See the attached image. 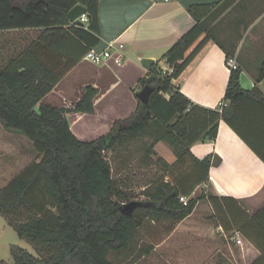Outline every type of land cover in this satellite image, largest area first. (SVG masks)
Masks as SVG:
<instances>
[{"label": "trees", "instance_id": "obj_1", "mask_svg": "<svg viewBox=\"0 0 264 264\" xmlns=\"http://www.w3.org/2000/svg\"><path fill=\"white\" fill-rule=\"evenodd\" d=\"M99 4L100 0H0V34L40 31L19 53L13 51L3 60L0 52V123L6 131L29 139L39 157L0 189V214L36 252L33 255L12 245L14 264H118L136 252L137 239L150 213L180 222L193 213L199 200L216 199L205 193L188 199L192 192L182 194L176 187L161 182L156 189L148 188L143 193L151 202L135 201L136 196L126 184L115 178L107 156L108 152L117 154L129 140L144 136L168 143L178 164L185 163L191 155L188 120L196 108L191 109V101L178 87L200 61L197 55L211 41L204 21L214 5L188 8L195 25L164 54L169 72L160 70L157 64L151 66L149 77L140 82L143 88L153 89L149 103L144 104L137 97L135 113L116 121L107 135L82 141L73 133L67 118L68 114H95L100 90L93 85L85 86L80 97L68 106L43 102L68 68L82 61L83 56H73L78 40L86 42L84 57L100 43ZM77 5L87 8V29L74 26L67 19L68 12ZM46 41L51 43L46 45ZM63 47H70L68 54ZM51 48L61 59L69 58L64 68L56 60L51 65L45 58ZM241 73V68L231 72L224 98L227 105L221 109L217 122L200 136L202 141L217 138L220 119L232 126L233 109L243 100L264 103L257 87L252 91L243 89ZM262 80L264 64L256 83ZM167 94L169 100L164 98ZM152 155L155 152L151 149L147 157ZM197 163L205 171L206 182L212 156ZM220 164V158L214 161V165ZM181 197L188 199L187 204L180 201ZM131 202L139 206L129 216L123 208ZM152 251L151 246H146L142 255ZM254 264H264V258Z\"/></svg>", "mask_w": 264, "mask_h": 264}, {"label": "crops", "instance_id": "obj_2", "mask_svg": "<svg viewBox=\"0 0 264 264\" xmlns=\"http://www.w3.org/2000/svg\"><path fill=\"white\" fill-rule=\"evenodd\" d=\"M192 5L215 7L204 21L211 41L209 39V43L197 55L196 58L201 57L200 61L178 87L180 93L191 101V109L196 108L188 120L192 131L189 140L191 155L185 163L178 164L174 150L168 143L154 142L151 137L145 136L129 140L117 151V155L121 162L131 158L134 160L135 157L145 171L142 194L148 188L152 190L164 182L176 187L182 194L192 192L188 199L202 193L216 198L214 201L199 200L193 213L180 222L150 213L143 227L147 221L153 224L169 221L171 227L168 236L178 231H188L184 233L191 240L193 250H199V246L205 244L213 264H219L214 261L215 257H220V254L226 256L227 252L232 254L237 264H254L259 258H264V103L255 99L243 100L233 109L232 126L220 119L215 140L202 141L200 136L217 122L221 109L227 105L224 98L231 74L226 65L228 56L236 58L240 65L243 89L252 91L257 87L264 96V80L256 83L264 64V0H170L168 3L164 0H100V43L95 48L101 50L109 42L117 41L124 45L125 63L122 66L113 62L92 64L84 57L86 42L82 39L76 42L77 49L73 51V56H83L82 61H88L85 73L90 80L87 85L98 88L99 94L103 91L104 95L112 96L114 102L119 104L123 103L125 97L129 98L124 103L123 112H117L118 115L112 117L113 125L116 121L131 117L137 109V97L141 92L138 86L142 79L149 77L151 68L143 67L141 59H152L160 70H170L163 56L194 27L195 20L188 12ZM45 43L48 45L51 42ZM54 50H47L45 58L51 65L56 60L59 67L64 68L69 58L61 59ZM62 50L68 54L70 47H63ZM159 57L161 60H157ZM78 67L76 64L68 68L65 78ZM57 87L47 97L64 93L62 90L56 91ZM164 98L169 100L170 95H164ZM75 115L78 119L88 114ZM72 124L71 129L75 127ZM76 135L82 140L80 134ZM151 149L155 155L147 157ZM207 156H212V165L208 180L204 182L205 171L197 161ZM218 158L221 164L214 165ZM6 163L0 164V179L6 173ZM10 163H16L15 159ZM24 168L16 171L0 189L5 188ZM127 182V188L133 192L131 179H127ZM141 196V201L151 202L146 196ZM147 206H153V203ZM7 227L11 226L0 214V234ZM229 238L240 242L238 253L227 244ZM0 264H14V261L0 259Z\"/></svg>", "mask_w": 264, "mask_h": 264}, {"label": "rangeland", "instance_id": "obj_3", "mask_svg": "<svg viewBox=\"0 0 264 264\" xmlns=\"http://www.w3.org/2000/svg\"><path fill=\"white\" fill-rule=\"evenodd\" d=\"M39 34V30H24L22 32H6L0 34V52L2 53L1 56L3 60L13 51L19 53L24 50L30 45L31 39L36 38ZM157 60H161V57L157 58ZM77 66L80 67H78L77 70L72 71L67 78H65L67 72L63 74L60 84L58 87L56 86V91L62 90L64 93L57 96L51 95L50 97H46L43 100L44 103L63 107L75 102L80 97L84 86L89 84L90 80L89 76L85 73L88 61H79ZM166 71L169 72L168 70ZM139 89L140 91L143 89L141 84L138 86V90ZM104 94L105 93L101 91V94L96 98V115H87L76 119L77 115L68 114L69 122L73 123L72 125H75V127L73 126L72 128L73 133L75 135L77 133L80 134L83 141L91 142L101 136L107 135L110 132L109 129L112 125V117L118 115L117 112H123V106L125 107V104L129 99L125 97L123 103L119 104L114 102L112 96H106ZM134 96H136V94ZM107 156L112 165L115 178L124 183L125 181L128 183L127 179H131L133 192H129L136 196L135 201L143 200L141 196L143 194L141 192L142 186L145 185V171L141 168L139 162L136 161V158L133 157L134 160L131 158L129 160L127 159L126 162H121L118 155L115 153L108 152ZM13 158L16 163H10ZM37 160H39V157L34 152L31 141L23 135L6 131L0 123V164L7 162V165H5L6 173L4 178L0 179V186L10 179L16 171L24 168L30 162ZM146 175L147 177H150V174L146 173ZM170 227L171 223L169 221H162L158 224H153L151 221H147L145 226L141 229L137 239L136 252L131 257L125 258V260L122 258V262L119 260L116 263L213 264V258L208 255L207 247L205 249V244L202 246L203 249L200 245L199 250H193L194 247L192 246L191 240L186 236L187 233H184L188 231H178L177 233L168 236V230ZM227 244H230L235 252L238 253L239 245L237 241H233L229 238ZM12 245L26 249L33 255H36L35 249L31 243L20 239L13 228L7 227V230L0 234V259H3L4 261L13 260L10 253V247ZM146 246H151L153 251L149 255H142V250ZM220 246L219 243V248ZM112 258L115 259L114 256H112ZM214 261L219 264H237L235 263V258L232 257L230 252H227L226 256L220 254V257H215ZM239 264L242 263L239 262Z\"/></svg>", "mask_w": 264, "mask_h": 264}, {"label": "built area", "instance_id": "obj_4", "mask_svg": "<svg viewBox=\"0 0 264 264\" xmlns=\"http://www.w3.org/2000/svg\"><path fill=\"white\" fill-rule=\"evenodd\" d=\"M166 3H168L170 0H164ZM80 20L86 24L89 22L88 16L83 15L80 17ZM124 45L118 43L117 41H111L107 44L106 48L104 49H97L92 48L90 49L86 55L85 59L91 62L94 65H103L108 62H113L116 65L122 66L125 63V55L123 52ZM226 65L227 68L232 71H237L240 69V65L236 58L229 57L226 59ZM180 201L184 204H187L188 199L185 197H181ZM238 244H240L239 241H237Z\"/></svg>", "mask_w": 264, "mask_h": 264}, {"label": "water", "instance_id": "obj_5", "mask_svg": "<svg viewBox=\"0 0 264 264\" xmlns=\"http://www.w3.org/2000/svg\"><path fill=\"white\" fill-rule=\"evenodd\" d=\"M87 14L88 11L86 7H84L83 5H77L68 12L67 19L74 26L84 27L85 24L80 20V17ZM154 63L155 61L152 59H141L142 66L147 69H149ZM152 91L153 89L150 86H145L143 90L138 94V99L144 104H148ZM137 206H139L137 202H131L123 208V212L131 216Z\"/></svg>", "mask_w": 264, "mask_h": 264}]
</instances>
